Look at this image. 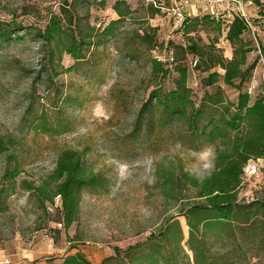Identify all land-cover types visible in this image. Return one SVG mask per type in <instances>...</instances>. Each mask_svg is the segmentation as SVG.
Segmentation results:
<instances>
[{
  "label": "rangeland",
  "instance_id": "374dc122",
  "mask_svg": "<svg viewBox=\"0 0 264 264\" xmlns=\"http://www.w3.org/2000/svg\"><path fill=\"white\" fill-rule=\"evenodd\" d=\"M176 1L188 20L210 16L221 23L220 31L200 23L185 35L165 0H0V262L61 264L68 255L81 253L92 264L108 256L116 258L109 264H134L132 259L151 254L165 264H196L189 228L180 215L193 203L194 193L176 180L182 172L198 179L209 174L216 150L193 136L185 119L171 120L150 103V94L159 87L177 90L179 71L185 70L187 98L203 112L200 129L236 104L239 91L221 78L209 88L202 86L208 72L198 53L214 61L231 59L227 25L243 12L256 37L245 36L255 48L247 64L255 63V69L242 91L251 99L264 96V52L258 49L259 43L264 48V0H244L242 6L224 0ZM118 2L121 10L129 8L122 19L113 11ZM53 18L60 23L58 46L41 42ZM72 41L87 44L80 45L81 60L65 52ZM192 44L197 52H189ZM170 57L174 61L165 65V77L152 80L151 60ZM207 70L222 75L218 67ZM218 96L222 103L217 106L207 101ZM67 150L82 154L105 189L98 195L83 191L79 218L65 228L56 209L60 198L42 208L35 194L46 187ZM172 179L181 194L175 188L174 198H165L164 190L172 194ZM255 198L264 200V184L246 181L238 199L251 203ZM174 222L183 237L178 244L172 240ZM166 229L170 232L164 238L160 234ZM132 247L137 249L126 255ZM205 247L214 255L223 252L209 237ZM114 248L121 251L119 257ZM251 253L248 261L256 264L262 254L256 258Z\"/></svg>",
  "mask_w": 264,
  "mask_h": 264
},
{
  "label": "trees",
  "instance_id": "16d2710c",
  "mask_svg": "<svg viewBox=\"0 0 264 264\" xmlns=\"http://www.w3.org/2000/svg\"><path fill=\"white\" fill-rule=\"evenodd\" d=\"M169 3L171 7L166 10L173 8V2L169 1ZM119 5V2L115 4L113 11L119 19H122L129 14V8L121 10ZM115 23L112 22L104 30V35L110 32ZM200 23L215 25L220 31L221 23L215 22L210 16L190 20L185 18L180 29L185 35H189ZM251 34L256 37L248 19L241 14H236L227 25L225 34L226 41L232 48V58L225 60L219 56L214 61L211 56L205 59L207 54L198 53L204 72H208L201 80L202 86L209 88L221 78L224 85L239 91L236 104L226 107L225 112L217 120L210 119L208 125L206 124L202 129L197 126V121L203 112L195 109L193 101L187 98L190 90L185 85L186 79H188L185 70L179 71L177 90L165 92L159 87L151 92L149 98V102L155 103L156 107L161 108L162 113L171 120L185 119L188 124L187 129L191 134L198 139L207 140L214 145L216 150V157H214L209 174L198 179L182 172L176 180L178 183L172 179V194L168 190H164L162 194L165 198L173 199L175 183L191 189L194 193L191 198L193 203L186 212H181L180 215L184 216L189 228L188 246L194 255L196 264H254V262L248 261V251H253L251 255L256 258L262 254L256 264H264V200L255 198L251 203H248L238 199V192L245 184L242 180L244 166L249 161L264 157V96L251 99L252 96L248 92L242 91L243 85L250 79L255 69V63L247 64V55L255 51V48H250L252 41L245 39V36ZM59 39L60 23L59 20L53 18L42 33L41 42L44 41L48 46L54 44L58 46ZM80 43L72 41L65 48V52L74 61L81 60V46L87 45ZM258 49L260 52H264L261 43H259ZM188 50L190 53L198 51L194 44L189 45ZM50 58L49 63L52 62L53 51H51ZM173 61L163 62L158 58L152 59L151 79L154 80L157 75L165 77L169 71L165 69V65L171 66ZM198 63L197 61L196 67ZM214 66L222 71L221 77L218 72L207 70V67ZM207 101L213 106H217L222 103V98L218 96V98H208ZM230 109H232L231 112ZM208 127H212L211 130H207ZM216 141L219 143L216 144ZM53 184L54 187L51 186ZM24 185L29 191L32 190L30 184L25 183ZM44 186L46 187L38 188V192L35 194L40 207H46L47 202L53 206V198L58 196L60 206L56 209L62 212L65 228L71 226L79 218V202L83 191H94L98 195L105 189L103 178L85 166L80 152L72 150L64 151L59 155L55 169ZM177 191L176 188L175 193ZM179 193L181 194V191ZM173 225L176 229L172 228L174 233L172 240L178 244L183 238L181 228L178 222H174ZM169 232L166 229L160 235L165 238ZM207 237L219 243L223 250L221 254H211L205 247ZM246 245L254 246V248H247ZM136 249L137 247L128 248L125 250L126 255ZM113 251L117 255L116 257L120 256L121 251L118 248H114ZM127 257L130 258V255ZM115 259L114 256H108L101 264H109ZM131 261L134 264L140 262L142 264L164 263L161 262L162 258L156 259L153 254ZM61 264L92 263L83 254L76 253L65 257Z\"/></svg>",
  "mask_w": 264,
  "mask_h": 264
},
{
  "label": "built area",
  "instance_id": "2783aa9c",
  "mask_svg": "<svg viewBox=\"0 0 264 264\" xmlns=\"http://www.w3.org/2000/svg\"><path fill=\"white\" fill-rule=\"evenodd\" d=\"M171 3L173 2V8L169 10L170 14L173 17L174 23L176 26H181L184 22L185 18H187L184 14V12L177 6L176 0H169ZM228 2H235L238 3L240 6H242L244 0H224ZM242 16L245 17L243 12H241ZM260 52V51H259ZM261 57V56H260ZM169 61L172 62L173 59L169 58ZM261 62L264 63L263 59L261 58ZM194 64H192V67L195 68L197 65V60L193 61ZM264 81V80H263ZM264 87V82H263ZM243 183L246 181H253L258 184L263 183L264 184V157L255 161H249L244 166L243 169V176H242ZM58 226H61L59 224ZM0 264H10L9 261L6 262H0Z\"/></svg>",
  "mask_w": 264,
  "mask_h": 264
},
{
  "label": "crops",
  "instance_id": "0c3cea01",
  "mask_svg": "<svg viewBox=\"0 0 264 264\" xmlns=\"http://www.w3.org/2000/svg\"><path fill=\"white\" fill-rule=\"evenodd\" d=\"M18 264V263H17Z\"/></svg>",
  "mask_w": 264,
  "mask_h": 264
}]
</instances>
